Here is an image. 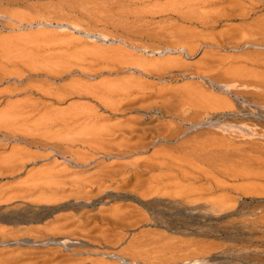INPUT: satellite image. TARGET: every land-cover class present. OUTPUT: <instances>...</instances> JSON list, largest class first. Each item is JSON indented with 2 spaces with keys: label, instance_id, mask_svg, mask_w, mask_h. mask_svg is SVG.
I'll return each instance as SVG.
<instances>
[{
  "label": "rangeland",
  "instance_id": "374dc122",
  "mask_svg": "<svg viewBox=\"0 0 264 264\" xmlns=\"http://www.w3.org/2000/svg\"><path fill=\"white\" fill-rule=\"evenodd\" d=\"M162 2L0 0V264H264V32L141 12Z\"/></svg>",
  "mask_w": 264,
  "mask_h": 264
},
{
  "label": "bare ground",
  "instance_id": "6f19581e",
  "mask_svg": "<svg viewBox=\"0 0 264 264\" xmlns=\"http://www.w3.org/2000/svg\"><path fill=\"white\" fill-rule=\"evenodd\" d=\"M141 1V0H140ZM143 1V0H142ZM251 1V0H250ZM257 2V1H256ZM260 2L261 1H259V4H260ZM233 4L234 3V5L233 6H230V4ZM258 3V2H257ZM257 3H256V5L254 4V6H257ZM231 4V5H232ZM249 4L250 6H252L250 3H248V1H246V0H165V2H162V3H160V4H155L154 6H152L151 8H147L148 10H146V9H144V11H142L141 10V12H144V13H146V12H148L147 13V15L148 14H160V13H166L167 15H170L171 16V18L174 20V21H180V22H185V23H187L186 25H189L188 26V28L191 26V28L192 27H200L199 29L200 30H203V29H201V28H204L205 29V27H211V25H215V23H217V22H219L221 19L223 20L224 18H227L228 20H229V18H233L234 19V17H238L239 19H240V17H241V19L240 20H242V18H243V20H244V18H246L247 17V15L249 14V11H251L250 9H252L251 7H247V5ZM262 4H263V1H262ZM241 5V8H239V9H236V6L238 7V6H240ZM246 5V6H245ZM261 5V4H260ZM259 5V6H260ZM264 5V4H263ZM262 5V6H263ZM253 6V8L254 9H256L255 7ZM234 7H235V9H234ZM248 8H250V9H248ZM258 8V7H257ZM259 9V8H258ZM140 10V9H139ZM138 10V11H139ZM253 10V9H252ZM137 11V12H138ZM253 11H255V10H253ZM136 12V13H137ZM140 12V11H139ZM140 12V13H141ZM256 12V11H255ZM140 13L138 14V15H140ZM143 13V14H144ZM252 14V13H251ZM146 15V14H145ZM254 15H255V13H254ZM142 16V15H141ZM250 16V15H249ZM262 16V15H261ZM263 16H264V14H263ZM10 17V16H9ZM14 17H17V19L19 20L20 19V21L21 20H25L26 19V17L25 16H23V15H14ZM13 17V18H14ZM250 17H252V16H250ZM258 17H260V16H258ZM16 19V20H17ZM236 19V18H235ZM254 19V18H253ZM256 19V18H255ZM13 20V19H12ZM27 20H28V16H27ZM232 20V19H231ZM238 20V19H237ZM243 20H242V22H243ZM224 21H226V19H224ZM251 21H252V19H251ZM179 22V23H180ZM221 22V21H220ZM247 22V21H246ZM245 22V23H246ZM184 23V24H185ZM244 23V22H243ZM243 23H241V24H243ZM244 23V25L243 26H245V27H243L242 26V29H245V32H246V30L248 31H250V29L251 28H255L257 31H259V33H261V31L262 32H264V17H260L259 19L257 18L255 21H253L252 23L250 22L249 24H245ZM183 24V23H182ZM182 24H181V26H179V24H177L176 26H174V23H170L169 22V24H166L165 25V29L167 30V28L170 30L169 32H168V35H166V36H164V37H166V39H164V40H160V39H158L159 41H162L161 43L163 44V45H170L171 47H168V48H171V49H174V50H176L177 49V47L176 46H180V48L181 49H183L182 48V46L184 45V46H187L188 47V44H189V42L191 43V39H193L194 37H197V36H199L200 34H198L197 32H195V31H193V30H189V31H185V27H182ZM241 24H239L238 26H241ZM2 25V24H1ZM217 25V24H216ZM185 26V25H184ZM237 26V27H238ZM162 27V26H161ZM232 27V26H231ZM237 27H236V29H237ZM213 28V27H212ZM233 28V27H232ZM164 29V28H163ZM190 29V28H189ZM208 29V28H207ZM236 29H233V30H236ZM212 30V29H211ZM210 30V31H211ZM233 30H231L232 32H233ZM239 30H241V29H239ZM168 31V30H167ZM207 31V30H206ZM242 31H244V30H242ZM248 31V32H249ZM203 32H204V30H203ZM231 32V33H232ZM254 32V31H253ZM141 33V32H140ZM227 33V32H226ZM254 33H257L256 31L254 32ZM163 33H161L160 35H162ZM166 34V33H165ZM213 35H214V33H212ZM246 34V33H245ZM248 34V36L250 35V38H252L253 37V34H252V37H251V34H250V32L249 33H247ZM262 34V33H261ZM260 34V35H261ZM155 36L154 37H156V34H154ZM210 35V34H209ZM231 34H229V36H230ZM235 35V37H232L233 36V34L230 36V38L231 39H233V38H236L238 35H236V33L234 34ZM259 35V34H258ZM259 35V36H260ZM262 35H264V34H262ZM261 35V36H262ZM153 36V35H152ZM163 36V35H162ZM161 36V37H162ZM206 36V35H205ZM216 36V35H215ZM215 36H211L210 35V37H208V35H207V38H209V39H211L212 40V42H213V40H214V37ZM241 36V35H240ZM248 36L246 37V36H243V38H245L246 37V41H247V38H248ZM150 37H151V35H150ZM160 37V38H161ZM263 37V36H262ZM206 38V37H205ZM216 38V37H215ZM229 37L227 36V39L224 37V39L225 40H231L230 38L228 39ZM243 38H241L240 37V39H243ZM264 39V38H263ZM200 40H203V39H200ZM216 40V39H215ZM219 37H218V39H217V42H219L220 40H222V39H220L219 41ZM224 40V41H225ZM244 40V39H243ZM194 41V40H193ZM196 41V40H195ZM249 41V40H248ZM247 41V42H248ZM3 43V44H6L7 42H8V39H3V40H0V43ZM6 42V43H5ZM197 42V41H196ZM201 42V41H200ZM203 42V41H202ZM221 42V41H220ZM230 42H232V41H230ZM245 42V41H244ZM244 42H242V43H244ZM204 43H205V41H204ZM216 43V42H215ZM223 43H225V42H221V45L223 44ZM228 43V42H227ZM238 43H240V41H238ZM251 43H253V39L251 40ZM160 44V43H159ZM192 44V43H191ZM210 44V43H209ZM226 44V43H225ZM224 44V45H225ZM241 44V43H240ZM2 45V44H1ZM210 45H212V44H210ZM219 45V44H218ZM198 46V45H197ZM214 46H217V45H214ZM1 47V46H0ZM185 48V51H186V54H187V56H190V54H193L192 52H194V51H196V50H194V48L193 47H188V48ZM3 48V47H2ZM3 50H4V48H3ZM170 50V49H169ZM194 50V51H193ZM1 53L3 52L2 51V49H1V51H0ZM6 56V55H5ZM152 62V61H151ZM225 62V61H224ZM135 63H137V65H140V66H144V67H146L145 65H146V62L144 63V62H142V63H144V64H141V62L140 61H136ZM13 65V64H12ZM150 65H151V63H150ZM152 65H154V66H156V65H159L162 69L163 68H169V67H174V63H170L169 65H161L160 63H152ZM164 66V67H163ZM148 67V66H147ZM210 67V66H209ZM209 67H208V69H209ZM178 68V67H177ZM206 68V67H205ZM214 68V67H213ZM164 69V70H165ZM204 69V68H203ZM212 69V68H211ZM31 70H33V69H31ZM37 70V69H36ZM171 70V69H170ZM178 70V69H177ZM214 70H215V68H214ZM64 71V70H63ZM155 71V70H154ZM167 71H168V69H167ZM200 71H201V69H200ZM205 71V70H204ZM211 71H213V69L211 70ZM1 72V71H0ZM15 71H12V73H14ZM18 72V71H17ZM28 72V71H27ZM57 70L56 71H49L48 72V76H53L52 78H56L57 76ZM59 72V71H58ZM61 72V71H60ZM59 72V73H60ZM152 72V71H151ZM162 72H163V70H162ZM208 72V71H207ZM10 73V72H9ZM58 73V75H60ZM62 73V72H61ZM67 73V72H66ZM158 73V72H157ZM160 73V72H159ZM205 73V72H204ZM7 74L8 73H5V71H2L1 73H0V79L1 78H3V79H5V77L7 76ZM29 74V73H28ZM63 74V73H62ZM83 74V73H82ZM81 74V75H82ZM46 75V74H45ZM86 75V74H85ZM48 76H46V77H48ZM62 76V75H61ZM65 75H63V77H64ZM210 76H212L211 74H210ZM8 77V76H7ZM6 77V78H7ZM50 77V78H51ZM49 78V77H48ZM58 78V77H57ZM61 78V77H60ZM28 80V79H27ZM51 80V79H50ZM57 80V79H56ZM213 80V79H212ZM53 81H55V80H53ZM138 84V83H137ZM12 86V85H11ZM16 86H17V84H16ZM102 86V85H101ZM100 85H97V86H89V87H87V86H84V87H82L81 89H83V90H85V91H90V93L91 94H93V96L95 97V98H98V99H100V101L101 102H103L105 105H109V107L110 106H112L113 104H111V101H109V100H111V98L113 97V96H115V95H117L118 97H122V98H124V97H128L130 94H132V91H134V89H139V88H141L140 86H138V85H136L135 84V86H126V85H124V84H122V85H108V86H102L101 87ZM18 87V86H17ZM57 87H60V86H58L57 85ZM57 87H55V85H51V86H48V87H40V88H38V91L40 92V95H47V96H52L53 98L54 97H60L61 96V93L63 92V93H65V91L66 92H68V93H70V94H73V92H72V90L73 89H70L71 91L69 92V87H64V88H57ZM63 87V86H62ZM72 87V86H71ZM75 88V87H74ZM78 88V87H77ZM99 88H103L102 89V91H103V93H102V95H100V96H98V94L99 93H97V91L99 90ZM143 88V87H142ZM80 89V90H81ZM144 90H146V89H144ZM99 91H101V90H99ZM101 91V92H102ZM142 91V90H141ZM151 91V90H150ZM28 92V91H27ZM76 93H77V90L75 91ZM138 92V91H137ZM62 93V94H63ZM80 93V92H79ZM79 93H77V94H79ZM81 93H83V92H81ZM80 93V94H81ZM89 93V92H88ZM154 93V92H153ZM65 94H67V93H65ZM84 94H86V93H84ZM148 94V93H147ZM154 94H156V91H155V93ZM175 94V93H174ZM176 94H178V93H176ZM38 95V94H37ZM69 95V94H68ZM143 95V94H142ZM145 96V95H144ZM161 96V95H160ZM86 97V96H85ZM44 98H45V96H44ZM56 101V100H55ZM103 104V105H104ZM21 105H11V107H8L7 108V110L5 111V112H3L2 113V115H9V114H11V115H16V114H18L20 111L19 110H21V109H23V107H20ZM34 106V105H33ZM35 108V107H34ZM22 111V110H21ZM128 131V130H127ZM131 131V130H130ZM106 134V133H105ZM53 159V158H52Z\"/></svg>",
  "mask_w": 264,
  "mask_h": 264
}]
</instances>
